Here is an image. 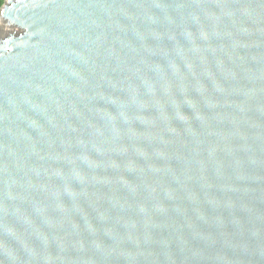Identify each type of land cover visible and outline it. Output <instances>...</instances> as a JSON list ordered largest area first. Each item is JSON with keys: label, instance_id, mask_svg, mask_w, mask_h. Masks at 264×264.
<instances>
[{"label": "water", "instance_id": "1", "mask_svg": "<svg viewBox=\"0 0 264 264\" xmlns=\"http://www.w3.org/2000/svg\"><path fill=\"white\" fill-rule=\"evenodd\" d=\"M0 264H264V0H4Z\"/></svg>", "mask_w": 264, "mask_h": 264}, {"label": "trees", "instance_id": "2", "mask_svg": "<svg viewBox=\"0 0 264 264\" xmlns=\"http://www.w3.org/2000/svg\"><path fill=\"white\" fill-rule=\"evenodd\" d=\"M4 0H0V6L3 4Z\"/></svg>", "mask_w": 264, "mask_h": 264}]
</instances>
